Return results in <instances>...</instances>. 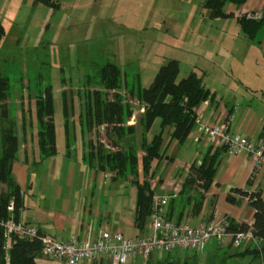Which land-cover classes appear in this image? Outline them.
<instances>
[{"label": "crops", "instance_id": "0c3cea01", "mask_svg": "<svg viewBox=\"0 0 264 264\" xmlns=\"http://www.w3.org/2000/svg\"><path fill=\"white\" fill-rule=\"evenodd\" d=\"M28 1L35 4V0ZM53 1L60 6L59 0ZM96 1L95 12L94 10L93 12L105 16L104 9L109 6L115 7L118 2L124 0H68L66 3L68 6L84 3L94 5ZM163 2L164 0L160 4L162 5ZM146 3H148L146 0H136L139 6ZM177 3L179 0H166L160 11L157 7L160 5L158 0H151L148 3L152 6L148 17L150 13L153 16L158 14L160 23L169 22L174 28L177 22L173 21L175 19L173 12L177 11L174 9ZM183 3L192 5L195 0H186L179 4ZM36 5L43 6V4ZM255 10H264V0H247L242 6L227 4L224 11L233 12L235 17L232 19H213L208 12L204 13L205 17L207 14L211 20L221 23L225 29L227 28L225 21L235 23L237 29L232 32L224 29L210 34L218 49H224L226 44L229 45L225 53L223 52V56L221 52H215L216 58L221 59V62L218 63L215 60L218 71L212 79H209L206 72L203 75L198 72L203 77L205 86L213 94V100L207 101L197 109V126L189 137L191 141L189 148L170 140L169 152H173V155L170 160L164 161H170L168 171L164 176L158 179L154 177L152 180L154 195H170L169 204H171V201L180 195L190 171L192 157L195 155L196 158H201L210 146L214 150L219 148L222 151L212 186L208 192L200 190L205 196L202 210L199 213L195 212L194 202L186 207L183 221L193 226L214 219L226 220L230 224L229 227L232 222L252 226L255 210L249 205V199L234 195L240 199V203L231 204L227 201V197L237 188L258 187L264 198V169L256 174L255 181H252V185L249 186L248 181L253 170L250 158L246 154L234 155L228 150H222V146L218 144L208 145L202 133L204 125L229 123L232 132L242 133L253 141H258L264 135V24L253 37L249 38L237 22L244 13ZM179 13L178 15L182 17L184 12L180 9ZM204 22L205 19L203 24ZM164 28L165 32H168L169 29L162 25L161 29L164 30ZM206 30L207 27L200 28L196 35L190 28V35L199 36L203 33L207 37ZM226 54L230 56V60L225 56ZM231 58L236 61L232 62ZM144 59L146 63H150L147 56ZM63 90L62 88L60 91L61 96ZM55 99L54 90V101ZM78 132L80 134L79 127L76 128V135ZM36 133L37 130L33 132V135L29 134L26 139L23 132L22 138L18 134L19 150L17 160L13 164V176L23 192L24 207L20 214L21 222L35 225L42 233L59 241H67L75 236L93 240L98 232L104 229L121 231L128 236H145L151 233L149 218L145 224V232L141 233L136 228L137 189L130 182L131 179L127 181L115 179V175L107 179L109 178L107 174L97 173L91 169L88 160L84 158L86 153L83 151L81 140L78 142V138L73 139L72 152L67 151L66 134L64 149H61L62 145L58 142V133H56L58 153L41 161ZM75 140H77L76 143ZM35 166L38 169L33 170ZM263 244L264 239L251 240L243 246L242 250H234L239 248L233 247L230 238L222 243L214 240L205 253L207 256H214L224 251L227 252L226 258L250 256V264H254L258 259L262 261L264 256L261 254L255 258V255L247 251L260 248ZM242 253L245 255H241Z\"/></svg>", "mask_w": 264, "mask_h": 264}, {"label": "trees", "instance_id": "16d2710c", "mask_svg": "<svg viewBox=\"0 0 264 264\" xmlns=\"http://www.w3.org/2000/svg\"><path fill=\"white\" fill-rule=\"evenodd\" d=\"M34 2L48 7H59L53 0H35ZM246 2L247 0H204L202 5L213 19H232L235 17L234 13H226L224 7L227 4L242 6ZM237 22L244 34L251 38L262 27L264 19H247L245 15H242ZM5 37L6 28L0 19V44ZM180 70L178 60H168L159 69L151 86L138 90L136 93L137 75H134L130 81L126 68L122 69L115 63H106L99 67L95 74L86 76V83L81 92L75 95L72 91L62 92L67 151L72 152L73 139L77 138V124L72 121L70 112L75 108L73 98L80 95L84 100L80 115L82 130L90 131L95 127H104L109 143L116 148L112 151L103 142L98 144L90 142L84 158L88 160L89 167L97 173H113L115 179L120 178L125 181L130 179V175L133 176L130 182L137 189L135 225L141 233L145 232L146 221L152 214V198L155 189L150 181L155 177L156 172L153 165L156 162L158 168L159 160L162 161L167 157L165 134L169 132L171 141L184 145L197 126V109L207 101L212 102L214 97L198 72L192 71L179 81ZM94 85L102 87L106 92L102 93L100 89H93ZM123 86L132 97L139 95L141 102L145 104V112L140 115L136 125L128 124L134 112L126 95L121 96L117 93L112 101L109 100L108 91ZM8 87V78L0 74V101L9 97ZM27 89L34 94L35 109L29 119L28 112L24 110L20 112L22 132L26 139L36 128L40 160L44 161L58 153L54 87L51 83L45 84L41 81L40 84L34 87L29 86ZM68 94L71 98H68ZM7 114L8 111L4 110L0 115V219L13 216L17 222H20V214L24 207L23 192L13 176V164L18 157L19 135L16 117L13 119ZM138 127H140V145L134 143ZM155 127H158L159 131L151 135ZM221 149L227 150L223 146ZM140 151L144 153L141 157ZM221 153L219 148L214 150L210 146L201 156L200 165L197 164L198 161L191 165L179 197L172 200L169 207L167 206L169 220L183 222L186 207L192 202L195 204V212L199 213L202 210L205 196L200 190L208 192L212 186ZM141 173L143 179L140 178ZM248 184L252 185V180L249 179ZM234 195L249 199V205L255 210L254 223L249 226L246 223L238 225L232 222L228 231L250 230L254 238L264 239L262 191L258 187L232 190L227 201L231 204H239L240 199ZM12 201H14V211L10 212L8 207ZM4 241L3 232L0 231V264H39L37 259L42 255L40 243L19 239L7 255L3 249ZM247 252L255 255V258L261 254L264 256V244L260 248Z\"/></svg>", "mask_w": 264, "mask_h": 264}, {"label": "rangeland", "instance_id": "374dc122", "mask_svg": "<svg viewBox=\"0 0 264 264\" xmlns=\"http://www.w3.org/2000/svg\"><path fill=\"white\" fill-rule=\"evenodd\" d=\"M67 1L59 0L60 6L53 8L46 5L37 6L28 0H0V19L7 31L5 39L0 44V74L9 80V97L0 101V115L6 110L8 111L7 116L13 119L16 117L18 134L21 138L23 134L20 112L22 110L28 112L27 118L29 119L35 109L34 94L27 89L29 86L34 87L41 81L53 85L56 96V133H58V142L62 145L61 149H64L65 130L60 93L62 88L63 91H72L75 95L83 90L88 74H95L97 69L106 63H115L122 69L126 68L130 81L134 75H137L138 79L135 80L138 82L136 85L137 93L138 90L141 91L151 86L158 69L170 59L178 60L180 63L179 81L194 70L200 72L201 75L206 72L210 77L209 79H212V76H215L218 71L215 62H221V59L216 58L215 52H221L223 56V52L225 53V49L229 46L226 44L224 49H218L210 37V34L225 28L221 26V23L211 20L207 14L206 17L204 16V13H209L202 5L204 0H195L192 5H185L184 3L180 5L179 3L186 0H179V3L174 6V9L177 10L173 12L175 18L173 21L177 22L174 28L173 24L170 25L169 22L160 23L158 14L153 16L150 13L148 17L149 9L152 7L148 3L151 0H146L148 3L141 6L136 4V0L118 2L115 7L103 8L105 16L94 13L97 1L94 5L84 3L77 6L74 4V6H68ZM161 1L158 0L159 4ZM165 1L162 5L160 4L161 6L158 4L157 7L160 11ZM180 9L184 12L183 18L178 15ZM90 18L92 19L90 20ZM203 19H205L204 24ZM225 23L227 30L232 32L237 29L235 23L229 21H225ZM162 25L169 29L168 32H165V28L164 30L161 29ZM144 27L151 28L145 29ZM203 27H207L206 34L208 36L205 37L203 33L196 36L198 30ZM190 28L196 35H190ZM145 56L148 57V60L150 59V63H146ZM225 56L230 60L228 54ZM231 59L232 62L236 61ZM92 88L100 89L102 93L106 92L97 85ZM108 93H110L109 100L111 101L117 93L121 96L126 95L136 116L134 121H132L133 117L130 118L129 122L131 123L128 122V124L136 125L140 115L143 114L141 110L145 109V104L141 102L139 95L132 97L124 86L108 91ZM68 98H71L70 94H68ZM73 100L75 108L71 109L70 113L72 121L76 122L80 129L77 138L78 142L81 140V145L84 147L83 151L85 153L88 151L90 142L94 144L103 142L107 148L115 151L116 148H113L107 139L104 127H95L90 131L82 130L80 115L84 100L80 95ZM138 128V134L134 141L136 145H140L141 141L140 127ZM158 131L159 128L155 127L151 135ZM165 137L168 158L159 160L158 168L156 162L154 163L156 179L164 176L168 171L170 161H164L170 160L173 155V152H169V132H167V136L165 134ZM190 143L191 141L188 140L183 146L189 148ZM143 154L140 151V157ZM192 158L191 165L200 160L195 155ZM34 169L36 170L38 167L35 166ZM107 176H109L107 179H110V176L113 177L114 174L107 173ZM132 177L130 175V179ZM140 178L143 179L142 173ZM250 180L255 181L251 177ZM149 219H151V215ZM242 248L234 250H242ZM226 254L227 252L224 251L214 256H207L206 253L172 252L167 254L158 252L148 258L144 264H250V256L226 258ZM37 262L39 264H61L49 260L43 255L37 259ZM86 264L110 263L97 260ZM254 264H264V259L262 261L258 259Z\"/></svg>", "mask_w": 264, "mask_h": 264}, {"label": "built area", "instance_id": "2783aa9c", "mask_svg": "<svg viewBox=\"0 0 264 264\" xmlns=\"http://www.w3.org/2000/svg\"><path fill=\"white\" fill-rule=\"evenodd\" d=\"M243 15L247 19L262 20L264 10L248 11ZM141 112L144 113L145 109ZM135 118L133 115L132 121ZM202 133L208 145H221L234 155L246 154L253 164L251 179H255L256 174L264 169V135L258 141H253L242 133L232 132L229 123L204 125ZM200 163L199 160L197 164ZM169 199L170 195L153 196L151 233L145 236H128L121 231L104 229L93 240L75 236L67 241H59L42 233L35 225L17 222L13 216L0 219V231L5 239L3 249L8 255L13 245L22 239L40 243L42 255L61 264H86L97 260L110 264H144L158 252L203 254L214 240L222 243L230 238L235 248L243 247L251 240H258L250 230L229 232L230 224L226 220L214 219L198 226L185 221L178 223L169 220ZM8 209L14 211V201Z\"/></svg>", "mask_w": 264, "mask_h": 264}]
</instances>
